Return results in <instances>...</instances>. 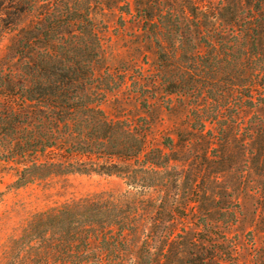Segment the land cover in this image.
<instances>
[{
	"label": "rangeland",
	"instance_id": "obj_1",
	"mask_svg": "<svg viewBox=\"0 0 264 264\" xmlns=\"http://www.w3.org/2000/svg\"><path fill=\"white\" fill-rule=\"evenodd\" d=\"M86 8L100 38L90 88L104 94L109 119L144 134V150L134 154L133 138L129 156L77 153L74 167L105 163L111 174L21 187L29 161L0 156V264H44L46 248L27 233L30 216L96 193L137 207V232L105 257L117 264H264V103L243 105L247 89L235 86L236 56L254 40L264 52V17H254L264 0H0V111L24 92L18 41L38 37L37 50L50 48L39 33L51 12L73 39L63 20ZM65 256L54 252L49 263L71 261Z\"/></svg>",
	"mask_w": 264,
	"mask_h": 264
},
{
	"label": "trees",
	"instance_id": "obj_2",
	"mask_svg": "<svg viewBox=\"0 0 264 264\" xmlns=\"http://www.w3.org/2000/svg\"><path fill=\"white\" fill-rule=\"evenodd\" d=\"M47 17L50 22L39 34L48 33L51 47L37 50L38 37L32 42L18 41L16 53L24 75L20 80L24 92L21 102L14 93L0 111V148L4 150L0 156L29 161L16 181L19 187L72 172L111 174L105 163L92 169L77 168L70 159L77 153L99 158L129 156L133 138L134 154L145 147L144 134L134 137L129 123L109 119L99 106L104 94L90 88L96 80L93 64L99 57L100 38L88 8L83 12L72 9L63 20L74 27L73 39L61 34L58 14L51 12ZM254 17L258 20L264 14ZM257 47L254 40L235 58L239 82L235 86L247 89L243 105L249 107L264 103V52ZM241 67L247 68L245 79ZM42 155L47 160L40 161ZM129 182L140 185L135 178ZM1 196L0 192V200ZM136 210L132 202L119 196L96 193L75 197L32 214L27 233L46 248L44 264H50L54 252L71 258L59 264H117L105 257L118 253L124 238L137 232Z\"/></svg>",
	"mask_w": 264,
	"mask_h": 264
}]
</instances>
